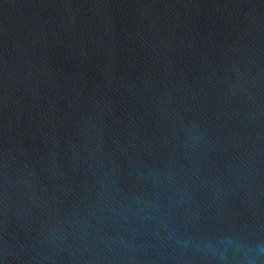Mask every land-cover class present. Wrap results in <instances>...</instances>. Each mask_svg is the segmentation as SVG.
Segmentation results:
<instances>
[{
    "label": "water",
    "instance_id": "95a60500",
    "mask_svg": "<svg viewBox=\"0 0 264 264\" xmlns=\"http://www.w3.org/2000/svg\"><path fill=\"white\" fill-rule=\"evenodd\" d=\"M264 264V0H0V264Z\"/></svg>",
    "mask_w": 264,
    "mask_h": 264
},
{
    "label": "clouds",
    "instance_id": "9594fccd",
    "mask_svg": "<svg viewBox=\"0 0 264 264\" xmlns=\"http://www.w3.org/2000/svg\"><path fill=\"white\" fill-rule=\"evenodd\" d=\"M235 243V241L229 237H220L216 240L215 246L211 241H207L203 245V250L212 251L213 255L216 256L217 264H227L226 256L223 251L217 253L214 250V247L224 248L226 250V246ZM260 251H264V245L258 246Z\"/></svg>",
    "mask_w": 264,
    "mask_h": 264
}]
</instances>
